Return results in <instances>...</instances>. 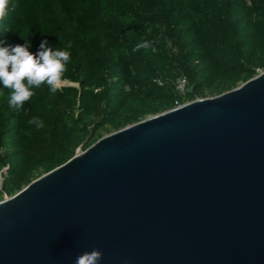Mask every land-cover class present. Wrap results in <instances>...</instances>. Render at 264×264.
<instances>
[{
    "label": "water",
    "instance_id": "water-1",
    "mask_svg": "<svg viewBox=\"0 0 264 264\" xmlns=\"http://www.w3.org/2000/svg\"><path fill=\"white\" fill-rule=\"evenodd\" d=\"M264 264V70L100 137L0 200V264Z\"/></svg>",
    "mask_w": 264,
    "mask_h": 264
},
{
    "label": "trees",
    "instance_id": "trees-1",
    "mask_svg": "<svg viewBox=\"0 0 264 264\" xmlns=\"http://www.w3.org/2000/svg\"><path fill=\"white\" fill-rule=\"evenodd\" d=\"M0 40L32 53L43 40L69 51L62 80L72 83L55 93L33 89L19 110L0 84L3 199L107 125L119 129L220 94L264 70V0H10ZM139 45L147 46L134 51ZM181 76L189 85L183 95ZM33 117L44 127L29 124Z\"/></svg>",
    "mask_w": 264,
    "mask_h": 264
},
{
    "label": "clouds",
    "instance_id": "clouds-1",
    "mask_svg": "<svg viewBox=\"0 0 264 264\" xmlns=\"http://www.w3.org/2000/svg\"><path fill=\"white\" fill-rule=\"evenodd\" d=\"M9 4L10 0H0V21L7 17ZM4 31H7L6 27ZM47 43L46 40L41 41L38 51L32 53L27 44L9 46L0 40V84L9 89V105L17 110L32 98L33 89L47 85L55 93L61 85L71 54L67 50L46 47ZM71 46L69 42L67 47ZM140 46L147 45H139L134 51ZM28 123L35 124L37 128L44 127L43 121L37 117ZM101 259L102 252L93 249L80 254L75 264H99Z\"/></svg>",
    "mask_w": 264,
    "mask_h": 264
},
{
    "label": "rangeland",
    "instance_id": "rangeland-1",
    "mask_svg": "<svg viewBox=\"0 0 264 264\" xmlns=\"http://www.w3.org/2000/svg\"><path fill=\"white\" fill-rule=\"evenodd\" d=\"M70 84H72V83L69 82V81H66V80H62L60 87H61V86H65V85H70ZM239 84H241V83H239ZM239 84H238V85H239ZM215 95H217V94H212V93L207 92V93H206L203 97H201V98H204V97H212V96H215ZM157 113H160V112H157ZM157 113H154V114H157ZM154 114H149V115H147L146 117H148V116H150V115H154ZM131 124H132V123H131ZM119 129H120V128H119ZM116 130H118V129H116V128L113 127V126L107 125L106 127L100 129L99 132H98V134H97L96 136H94V138L90 139V141L86 144V147H85V145H84V146L81 145V146H79V147L76 149V151H79V152H80V151L84 150V149L87 148L89 145H91L93 142H95L96 140H98L100 137L105 136V135H108V134H110V133H112V132H114V131H116ZM42 174H43V173H42ZM40 175H41V174H36V175H34L33 178H32V180L35 179L36 177L40 176ZM6 196H8V195H6ZM0 200H2V198H0Z\"/></svg>",
    "mask_w": 264,
    "mask_h": 264
},
{
    "label": "built area",
    "instance_id": "built-area-1",
    "mask_svg": "<svg viewBox=\"0 0 264 264\" xmlns=\"http://www.w3.org/2000/svg\"><path fill=\"white\" fill-rule=\"evenodd\" d=\"M176 90L180 95L185 94L189 90L188 81H187V78L185 76H181L178 78V80L176 82ZM179 105L180 104H177L176 106H179Z\"/></svg>",
    "mask_w": 264,
    "mask_h": 264
}]
</instances>
